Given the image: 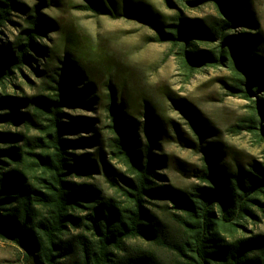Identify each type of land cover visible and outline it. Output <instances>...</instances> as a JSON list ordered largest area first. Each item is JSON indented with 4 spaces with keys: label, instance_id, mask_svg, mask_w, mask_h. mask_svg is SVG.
Returning a JSON list of instances; mask_svg holds the SVG:
<instances>
[{
    "label": "trees",
    "instance_id": "16d2710c",
    "mask_svg": "<svg viewBox=\"0 0 264 264\" xmlns=\"http://www.w3.org/2000/svg\"><path fill=\"white\" fill-rule=\"evenodd\" d=\"M53 1L28 6L0 0V34L17 11L25 13L13 41L0 40V124L10 125L0 127V236L15 242L29 264H264V232L248 230L246 224H257L259 213L264 215V164L229 160L222 142L207 139L192 107L175 100L202 151L198 182L180 190L163 183L156 170L166 156L156 152L162 128L151 107L146 104L142 112L147 117L142 141L136 132L139 111H122L123 103L109 93L108 146L129 175L118 173L116 179L105 172L116 193L107 196L94 183L77 180L93 177L99 164L106 169L101 153L72 150L95 144L99 133L66 136L92 120H64L65 106L90 103L82 98L94 91L83 55L66 46L63 67L48 75L35 68L50 79L30 98L6 92L18 73L32 68V51L43 55L44 67H53V54L36 42L51 25L42 11ZM177 1L184 10L211 6L215 12L188 17L179 7L166 17L141 0H83L77 7L148 24L155 30L154 41L176 50L189 77L204 66L227 67L231 94L250 103L237 126L264 141V45L252 30L258 22L246 0ZM77 80H83L82 88L75 86ZM157 208L179 227L176 240L167 237ZM132 239L167 248L173 258L165 261L155 251L133 247Z\"/></svg>",
    "mask_w": 264,
    "mask_h": 264
},
{
    "label": "rangeland",
    "instance_id": "374dc122",
    "mask_svg": "<svg viewBox=\"0 0 264 264\" xmlns=\"http://www.w3.org/2000/svg\"><path fill=\"white\" fill-rule=\"evenodd\" d=\"M38 0H21L30 6ZM149 5L154 12L163 16L174 14L179 5L177 0L168 4L166 0H141ZM83 0H54L53 5L42 11L44 17L51 21L45 28V34L36 42L53 54V67H44L43 55L32 51L36 58L32 68L18 73L5 89L8 94L29 97L40 92L43 80H49L52 68L63 67L66 46L73 52L81 53L87 64L93 84V93L83 97L90 103H76L64 107V120L73 121L74 117H86L91 122L85 127L66 134L69 138L78 139L99 133L95 144L77 145L76 154L97 151L107 162L106 169L99 164L98 173L93 177L82 176L77 179L94 183L105 195H114L115 187L107 179L105 172L119 179L118 173L129 175L125 165L111 154L108 146L109 123L107 105L111 91L115 98L123 103L122 111L133 108L139 111L136 132L140 139H145L143 128L147 125L144 106L148 104L156 118L160 120V136L156 152L166 156L165 165L156 170L163 176L161 181L174 188L185 190L196 183L195 170L201 164L202 151L197 148L198 139L185 113L175 104L192 107L205 128L207 139L220 141L224 144L226 157L241 163L257 161L264 164V141H260L253 133L241 129V119L249 110V101L231 94L226 82L230 81V71L225 66H204L200 71L187 76L179 62L176 50L169 43H159L153 40L155 30L148 24L132 18L114 19L109 16H98L92 11L79 9L77 5ZM247 8L256 19L258 25L253 32L261 35L264 45V0H246ZM184 10V9H183ZM186 16L201 18L214 14L211 6L202 9L184 10ZM24 11H17L13 22L1 28L0 40L10 43L18 33L22 24ZM46 56V55H45ZM35 68L40 71L36 72ZM75 86L82 88L83 80H77ZM1 90V88H0ZM118 93V94H117ZM118 95V96H117ZM81 99V100H82ZM91 100V101H90ZM7 109V111H11ZM20 110H26L21 106ZM1 128H9L7 123L0 124ZM14 128V127H12ZM23 130V127L18 126ZM180 132V139L177 136ZM208 130V131H207ZM161 204L162 201L157 200ZM153 208V207H152ZM162 216L167 237L176 240L179 227L168 217ZM157 211V212H158ZM261 221L257 224L248 222L247 229L254 232H264V215L259 213ZM129 244L133 247L155 251L165 261H171L173 254L167 248L158 247L141 239H132ZM0 264H29L23 250L12 240L0 236Z\"/></svg>",
    "mask_w": 264,
    "mask_h": 264
}]
</instances>
